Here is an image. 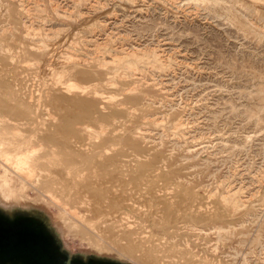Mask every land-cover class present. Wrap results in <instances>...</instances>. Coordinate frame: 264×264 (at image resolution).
I'll use <instances>...</instances> for the list:
<instances>
[{
	"label": "rangeland",
	"instance_id": "374dc122",
	"mask_svg": "<svg viewBox=\"0 0 264 264\" xmlns=\"http://www.w3.org/2000/svg\"><path fill=\"white\" fill-rule=\"evenodd\" d=\"M11 89L37 97L45 122L70 111L67 129L112 124L138 139L144 152L104 136L147 189L188 209L172 228L154 203L118 205L140 231L130 237L54 203L34 187L51 143L0 113V264H264V0H0V95ZM74 94L118 113L79 119L57 105ZM126 180L119 191L137 200Z\"/></svg>",
	"mask_w": 264,
	"mask_h": 264
},
{
	"label": "bare ground",
	"instance_id": "6f19581e",
	"mask_svg": "<svg viewBox=\"0 0 264 264\" xmlns=\"http://www.w3.org/2000/svg\"><path fill=\"white\" fill-rule=\"evenodd\" d=\"M65 63L67 64V62H65ZM63 73H64V75H68L69 77L70 76L73 78L75 77V75L72 71L63 72ZM77 76H79L80 79H85L84 74H78ZM58 87L59 88H57V90L63 91L64 88L62 89L61 85H58ZM92 88L94 90L96 89V87H92ZM86 92H88V91H86ZM67 93H68V91H67ZM0 94H2V93H0ZM95 95H97V93ZM97 97H95L94 99H92V98L90 99L88 97L83 99V98H80L78 95L74 94L70 98H64V97L61 99L57 98L56 101H58L60 99L57 103L58 106H59V103H60V105L70 106V109H72V111L77 113V116H79L78 117L79 119L91 120V121H93V124H97L102 119L104 120V119L114 118V116L116 115V113H118V111L111 112L109 114H102L100 112L101 114H99V115L94 113L95 111H100V110L103 112L104 110H107V108H110L112 104H114L109 99L106 100L102 97L103 99L100 100ZM36 98L37 97L32 98V96L27 94V93L22 94L21 92H18L17 90H12V89L8 92L3 93V96L0 95V113H2L3 115H5V117L8 118L9 124L10 123H13V124L17 123L16 124L17 126H18V124L19 125H25V128L27 127L26 125H29L28 126L29 129L32 127L31 129L35 130V131L33 130V133L36 132L35 134H37V137L40 140L50 142L52 147H53L52 157L50 159L51 162L49 160L46 167H45V165L47 162L43 161L42 157H40L38 155L34 156L33 164L38 171V175L36 176V183H34V185L36 184L34 186V187H36V191H39L42 193L47 192L46 196H48L49 199H51V201H53L54 203L58 202V203H61L63 206H69V208L74 207V206H77V207L79 206L81 208L83 207V209H85V211H87V213L89 212V213L93 214L98 220H101V223L102 222L103 223L105 222L108 224L111 223V225L109 227H113L114 226L113 223H118V224H115L114 227L116 228V226H117V228H118V226H121L120 229L122 230V232H120V233L123 234L124 236H130L131 237L134 233H137L138 235H140V231L135 232V229H137V224H135L131 221L128 222V220H126L128 218H131V217H127L128 214H127V216H125L126 212H125V215L123 214V216H118V214L121 213L120 210H118V209H120L118 207V205H121L123 203L127 204V202L133 208L136 207V210H140L139 207L144 206L145 203H148V206H150V204L153 205V203L156 204V206L158 205L156 209H158L157 210V211H159L158 213L162 214L163 219H164V221H163L164 225H167V226L170 225V227L173 228L172 224H173L174 219L176 218L177 211L179 212L180 208H182L183 206L186 207L188 204V201H183V200H181L180 197H178V198L175 197L178 194V193L176 194V192H174V195L175 194L176 195L173 196V194H172L173 192H172L171 197L178 199L177 202L173 201V203H175V204L172 205L171 199H174V198H170V196L168 198L169 194H165L163 192V190L161 191L158 189V190H155V192H154L151 189H147L149 187L150 181L144 180L145 178L144 179L142 178L141 171H139L141 169L137 170V168H139V166L137 165V167L135 168L132 165V167H134L135 169L129 168L130 164H129L128 160H126V159L122 160V158H130V157H128V155H124L123 153H121L122 150L119 148L120 146L119 147L117 146L119 148V150H117L118 148L117 149H111L112 147L105 146L107 141L105 142L104 136H106V137L110 136L111 137V139H108V141L111 140L112 142H116L119 145L122 143H125V145L127 144V145L131 146V149H134V150H137L140 152L141 151L144 152V149L141 147L140 141L138 139H136L135 137H129V135H127V134L125 135V133L123 135L119 134L117 132L118 127H116L112 124L108 125L110 127V129L106 130L104 128H99V130L96 132L93 129L96 126H93V128H92V126H90V125L89 126H87V125L83 126V128H81V129L73 128V127L71 129H67V127H66L67 124L65 122H68V121H66V119L68 118L67 114L70 111L60 110V113H59L56 121L53 120L54 122H52V121L45 122L42 120L43 118L40 119L39 116L38 115L36 116L34 113V109L36 107V106L34 107V104H36L35 103L36 100H34V99H36ZM111 99H112V97H111ZM85 104H87L89 106V108H91V109L85 110L84 107H82V106H85ZM74 107H76V108H74ZM126 119H127V117H126ZM35 134L33 136H35ZM13 149H16V148H13ZM11 151L13 152L14 150L11 149L10 152ZM49 163H51L52 165L50 166ZM138 164H140V162ZM48 165H49V167H51L50 170L47 169ZM145 165H147V164H145ZM47 170L49 171V173ZM46 171L48 174L46 173ZM27 177H29V178H27V180H30L31 176H27ZM125 180L130 185H132L133 190H136L135 193L137 192L139 194V195L137 194V196H138L137 200L132 199L135 194L133 196L131 195L132 197L130 195H128L130 197L127 198L124 195V193L119 191V187H118L119 185L118 184L123 183ZM123 185H125V184H123ZM127 187H125V188H127ZM146 190L147 191L151 190V193L154 192L153 195H151L149 193L150 191L148 192L151 195V196L149 195L150 198H148V199L146 197L147 194L145 193ZM121 191H123V190H121ZM129 192L131 193V191H128V193ZM177 192H179V191H177ZM128 193H126V194H128ZM179 195H177V196H179ZM140 196L142 198L139 199ZM143 202H145V203H143ZM72 204L73 205L75 204V205L73 206ZM153 206H151L152 209L155 208V206L154 207ZM132 207H131V209H132ZM144 207H142V208H144ZM116 208L118 210L117 212L115 210ZM74 211L77 212V213L75 212L76 214H78V212H80L76 208H74ZM141 211L143 213V209ZM145 211H146V209H144V212ZM116 213H118V214H116ZM155 213H156V215H158V213L156 211H155ZM151 215H153V214H151ZM84 216L85 215H82V217H81L83 220L85 219V218H83ZM143 216H144V213H143ZM159 216H157V217H159ZM145 217H147V216L145 215ZM122 219L124 221H122ZM159 219L160 218H158L157 220L159 221ZM87 220H88V218H87ZM89 221L90 220H88L87 223H89V226H90L91 221L90 222ZM94 221H96V220H94ZM94 221H92V222H94ZM153 221H154V218H153ZM83 222H86V221H83ZM96 222H94L95 223L94 225L97 224ZM112 224H113V226H112ZM91 225H93V223ZM94 225H93V227H95ZM105 225H107V224H105ZM138 226H140V225H138ZM98 227L99 226H97L95 228L98 229ZM115 228H113V229L111 228L112 229L111 231L118 230V233H119V228L116 230H115ZM90 229L93 230L91 227H90ZM106 229L101 228V230H104V231H107ZM101 230H100V232L103 233V231H101ZM97 232H99V231H97ZM92 233H94V232H92ZM107 233L108 232H106L104 234L106 235ZM109 233H111V232H109ZM133 239H135V238H133ZM164 247H165V245H164ZM169 250H172V249H169ZM170 252L171 251H169L168 253H170ZM180 257L182 258V256H180ZM159 261H160V259H159ZM160 264H165V263L162 262Z\"/></svg>",
	"mask_w": 264,
	"mask_h": 264
}]
</instances>
